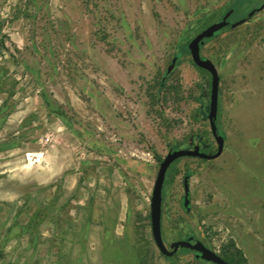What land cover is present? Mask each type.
Wrapping results in <instances>:
<instances>
[{
	"label": "rangeland",
	"instance_id": "374dc122",
	"mask_svg": "<svg viewBox=\"0 0 264 264\" xmlns=\"http://www.w3.org/2000/svg\"><path fill=\"white\" fill-rule=\"evenodd\" d=\"M263 6L0 0V264H210L188 250L160 253L153 189L171 151H218L212 78L190 43L230 11L234 24ZM201 54L221 77L225 148L217 160L171 166L163 238L264 264V9L205 40Z\"/></svg>",
	"mask_w": 264,
	"mask_h": 264
},
{
	"label": "water",
	"instance_id": "95a60500",
	"mask_svg": "<svg viewBox=\"0 0 264 264\" xmlns=\"http://www.w3.org/2000/svg\"><path fill=\"white\" fill-rule=\"evenodd\" d=\"M264 9V6L257 10L261 11ZM257 11H253L250 13L248 19L252 18ZM234 11H230L223 19L222 22L215 23L202 33H200L189 45V50L192 56V61L194 65L206 71L210 74L212 78L211 85V98H210V114L209 121L211 125V131L218 143V151L214 155H210L203 151L200 145L194 147V149H175L171 151L164 161L161 163L157 179L155 182V186L153 189L152 199H151V224H152V234L153 239L160 253L166 258H173L180 250H188L195 253V257L198 260L205 261L210 264H229L225 259H223L220 255L209 249L202 242L196 241L194 242L192 238H189L184 241H178L170 245L168 248L165 244L162 232V212H163V190L166 181V176L171 168V166L180 159L185 158H194L205 161H214L219 159L224 152L226 137L225 135L219 131L217 126L218 113H219V98H220V82L221 77L217 70L215 64L207 59L203 58L201 54V47L204 44L205 40L212 39L219 35L223 30L231 26L232 29H236L242 25H244L248 19H243L237 23L231 24L229 22L230 17ZM182 59V55L176 56L170 66L168 67L164 77L163 82H165L170 74L174 71L176 65ZM189 179L190 176H186L184 181L185 186V208L189 209L190 205V187H189Z\"/></svg>",
	"mask_w": 264,
	"mask_h": 264
},
{
	"label": "trees",
	"instance_id": "16d2710c",
	"mask_svg": "<svg viewBox=\"0 0 264 264\" xmlns=\"http://www.w3.org/2000/svg\"><path fill=\"white\" fill-rule=\"evenodd\" d=\"M224 31V30H223ZM223 31L219 34V35H221L222 33H223ZM219 35H217V36H219ZM201 49H202V47H201ZM198 70L200 71V72H202V73H207L206 71H204V70H202V69H199L198 68ZM162 83H163V80H162ZM219 110H220V105H219ZM204 152H206V151H204ZM206 153H208V152H206ZM180 160H178L177 162H175L173 165H175V164H177L178 162H179ZM172 165V166H173ZM193 253V252H192ZM195 254V253H194ZM169 259V258H168Z\"/></svg>",
	"mask_w": 264,
	"mask_h": 264
},
{
	"label": "flooded vegetation",
	"instance_id": "af4514ba",
	"mask_svg": "<svg viewBox=\"0 0 264 264\" xmlns=\"http://www.w3.org/2000/svg\"><path fill=\"white\" fill-rule=\"evenodd\" d=\"M229 22L231 23L230 19H229ZM231 24H232V23H231ZM229 27H231V26H229ZM229 27H228V28H229Z\"/></svg>",
	"mask_w": 264,
	"mask_h": 264
}]
</instances>
